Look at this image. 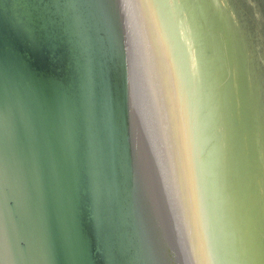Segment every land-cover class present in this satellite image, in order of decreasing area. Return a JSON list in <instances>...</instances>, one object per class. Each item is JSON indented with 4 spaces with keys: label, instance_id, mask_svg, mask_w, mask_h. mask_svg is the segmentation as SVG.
I'll use <instances>...</instances> for the list:
<instances>
[{
    "label": "water",
    "instance_id": "1",
    "mask_svg": "<svg viewBox=\"0 0 264 264\" xmlns=\"http://www.w3.org/2000/svg\"><path fill=\"white\" fill-rule=\"evenodd\" d=\"M197 1L0 0V264H264V0Z\"/></svg>",
    "mask_w": 264,
    "mask_h": 264
},
{
    "label": "bare ground",
    "instance_id": "2",
    "mask_svg": "<svg viewBox=\"0 0 264 264\" xmlns=\"http://www.w3.org/2000/svg\"><path fill=\"white\" fill-rule=\"evenodd\" d=\"M194 6H195L196 10L200 9L201 6H202V1L198 0L197 2L194 3ZM210 9L211 10L213 9V0L210 1ZM201 21L202 20H200L199 22H201ZM207 28H206V31L208 30ZM211 31L213 33V21L211 22ZM194 35L197 36L196 34H194ZM199 40L201 41V43L203 42L206 45V49L207 50H202V51L208 53L209 57H210V63L208 65L204 66V70L200 68L199 73H201V74H204V72L207 73V71L210 69L211 73H212V78H210V80H209V83L211 84V88H213V85H214L217 96L219 95L221 97L222 95L225 94V96H222V97H226V99H227V94H226L225 90H223V88H222L223 87V83H225V81H222L223 80L222 77L224 76V72H225L226 66H228L227 60L229 61L230 56H229L228 52L226 54H223V49H222L223 40L220 38V35H219L218 32L217 33H213L212 35H210V38H208L207 40H204V39H199ZM195 41H197V40H195ZM233 61H234V58H233ZM194 69L198 70L197 68H194ZM234 72H235V67H234ZM213 78L215 79V81H214ZM202 83H203V86L202 87L200 86L199 90H200V92L203 91L204 94L208 95V92H206V86L208 85V83H207L206 80H202ZM234 86H237V85L234 84ZM227 101H228V99H227ZM241 103H242V105L240 104V100H238L236 98V95H235V93L233 91V92L230 93L229 101L226 102V104L224 105V109L227 110V111H231V113H235V112L237 113V112L240 111V109L242 107H243V109H245V106H244V103L242 102V100H241ZM244 115H245V113H244ZM248 122L250 123L249 120H248ZM243 129H244V127H243ZM232 132H233V137H234L235 128L232 129ZM243 135H244V140H246V137H248V139L250 141L249 153H250V156H251V161L255 165L256 162H257V160H256V152H255V149H254L252 131H251V127L250 126L247 127V129L245 130ZM244 145H245V143H244ZM245 148L247 150L246 145H245ZM233 149H234V151L236 150L234 148V146H233ZM233 149H232V152H233ZM236 157H237V155H236V151H235L234 152V159H235V163H238L237 160H236ZM238 157H239V161H240V152H239ZM247 159L248 158L246 157V159H245L246 168L248 169L249 164H248ZM240 180H242V178H239V181ZM239 187L248 190L249 191V197H247L248 201H250L252 204L258 205V203H259V195L257 194L255 186L252 185V183L249 184V185H246V186L243 183L242 185H239Z\"/></svg>",
    "mask_w": 264,
    "mask_h": 264
},
{
    "label": "rangeland",
    "instance_id": "3",
    "mask_svg": "<svg viewBox=\"0 0 264 264\" xmlns=\"http://www.w3.org/2000/svg\"><path fill=\"white\" fill-rule=\"evenodd\" d=\"M202 44L206 47V45L203 42H202ZM234 93H235L236 98L238 100H242L241 98L239 99V96L236 92H234ZM242 102H243V100H242ZM244 113H245V110H244ZM244 117H245L244 122H243L244 129L238 128V132H237V130H235L234 139H233V142H234L233 146H235L234 148L236 149L235 150L236 155H237L236 160L239 163V166L242 167L239 171L237 170L238 184L242 185L244 183L246 186V185L251 184V182L247 178L248 169L246 168V161H245V159L247 157V154L245 152L246 151V148H245L246 141L244 140V135H243V133L245 132V130L248 127V117L246 114L244 115ZM244 143H245V145H244ZM239 152H240V161H239V157H238ZM234 162H235V159H234ZM239 178H242V180L239 181Z\"/></svg>",
    "mask_w": 264,
    "mask_h": 264
}]
</instances>
